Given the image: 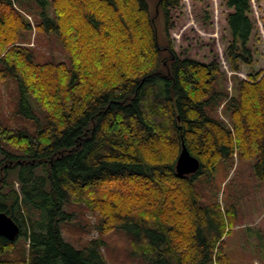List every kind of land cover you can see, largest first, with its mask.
<instances>
[{
  "label": "trees",
  "instance_id": "obj_1",
  "mask_svg": "<svg viewBox=\"0 0 264 264\" xmlns=\"http://www.w3.org/2000/svg\"><path fill=\"white\" fill-rule=\"evenodd\" d=\"M223 2L226 61L238 73L252 64L256 0ZM180 3L0 0V83L16 85L15 114L32 127L0 116V213L21 238L0 236V264H109L111 232L146 264H230L223 236L236 207L226 196L220 206L216 177L236 158L264 184V70L231 76L229 92L216 60L178 55ZM33 29L54 36L68 62L36 60L25 44ZM182 142L200 167L179 177ZM70 207L97 216L100 237L79 249L61 235Z\"/></svg>",
  "mask_w": 264,
  "mask_h": 264
},
{
  "label": "rangeland",
  "instance_id": "obj_2",
  "mask_svg": "<svg viewBox=\"0 0 264 264\" xmlns=\"http://www.w3.org/2000/svg\"><path fill=\"white\" fill-rule=\"evenodd\" d=\"M255 6L257 14L251 12L254 31L249 44L252 64L241 65L238 73H232L226 61L229 34L224 18L228 10L223 0H181L178 8L172 11L170 38L175 51L181 57L205 62L216 60L226 75V89L231 92V76L246 79L251 72L264 70V0H256ZM21 10L28 14L27 19L34 24L35 13L24 7ZM25 38L26 46L33 50L39 62H68L65 51L54 36L44 37L33 29L29 34L25 33ZM16 99V85L13 82L0 83L1 118L11 128L24 127L30 131L31 124L15 114ZM30 103L34 114L41 117V111L32 100ZM220 112L221 107L219 115ZM239 162L234 158L232 167L225 171L227 173L218 172L216 177L215 188L218 186L220 189V206L224 207L226 196L229 203L236 207L234 220L226 221L225 229L229 232L223 236V245L230 264H264V184L254 179L248 163ZM210 199L207 198V202ZM68 211H74L76 217L72 222L61 225V235L66 242L79 249L100 237L95 229L96 215L76 207H70ZM103 238L106 243L103 255L109 264H146L129 256L128 240L124 234L111 232Z\"/></svg>",
  "mask_w": 264,
  "mask_h": 264
},
{
  "label": "water",
  "instance_id": "obj_3",
  "mask_svg": "<svg viewBox=\"0 0 264 264\" xmlns=\"http://www.w3.org/2000/svg\"><path fill=\"white\" fill-rule=\"evenodd\" d=\"M199 167V160L188 152L182 142L181 150L175 165L177 176L181 177L194 174L199 170ZM19 233L20 229L18 225L5 213H0V236L9 241H14L19 237Z\"/></svg>",
  "mask_w": 264,
  "mask_h": 264
},
{
  "label": "built area",
  "instance_id": "obj_4",
  "mask_svg": "<svg viewBox=\"0 0 264 264\" xmlns=\"http://www.w3.org/2000/svg\"><path fill=\"white\" fill-rule=\"evenodd\" d=\"M29 18V17H28Z\"/></svg>",
  "mask_w": 264,
  "mask_h": 264
}]
</instances>
